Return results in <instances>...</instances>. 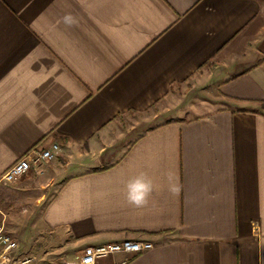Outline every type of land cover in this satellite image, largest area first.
Masks as SVG:
<instances>
[{
  "label": "crops",
  "instance_id": "0c3cea01",
  "mask_svg": "<svg viewBox=\"0 0 264 264\" xmlns=\"http://www.w3.org/2000/svg\"><path fill=\"white\" fill-rule=\"evenodd\" d=\"M52 143L3 196L39 210L12 236L154 244L97 264H264V0H0V176Z\"/></svg>",
  "mask_w": 264,
  "mask_h": 264
},
{
  "label": "built area",
  "instance_id": "2783aa9c",
  "mask_svg": "<svg viewBox=\"0 0 264 264\" xmlns=\"http://www.w3.org/2000/svg\"><path fill=\"white\" fill-rule=\"evenodd\" d=\"M61 150L58 143H52L48 148H32L20 158L2 175L0 181L11 184L34 170L43 173L46 164L55 158ZM151 241L125 239L118 242H110L101 245L86 246L77 259L70 260L66 264H97L116 252L137 254L143 250L153 248ZM36 258L30 254L22 253L18 241L8 232L4 220L0 221V264H34ZM126 260L118 263L124 264Z\"/></svg>",
  "mask_w": 264,
  "mask_h": 264
},
{
  "label": "rangeland",
  "instance_id": "374dc122",
  "mask_svg": "<svg viewBox=\"0 0 264 264\" xmlns=\"http://www.w3.org/2000/svg\"><path fill=\"white\" fill-rule=\"evenodd\" d=\"M186 90L182 89L180 94L184 95ZM11 193L13 191L10 189V184H4L0 191V220L4 219L9 233L18 219L33 215L32 212L35 210V212L39 211L36 208H29V203L26 201H23V204L6 201L3 196H10ZM48 199L47 197L46 200ZM36 226L37 224L27 221L22 228L28 236H13L18 241L22 253L30 254L36 258L34 264H66L70 260L77 259L79 252L68 243L69 240L60 238V236H41L32 231Z\"/></svg>",
  "mask_w": 264,
  "mask_h": 264
},
{
  "label": "clouds",
  "instance_id": "9594fccd",
  "mask_svg": "<svg viewBox=\"0 0 264 264\" xmlns=\"http://www.w3.org/2000/svg\"><path fill=\"white\" fill-rule=\"evenodd\" d=\"M63 23L71 27L76 23V20L71 14H68L63 17ZM125 187L127 202L134 207L146 206L149 202V197L154 191L153 181L145 172L138 173L126 183ZM171 191L175 192L177 189L173 187Z\"/></svg>",
  "mask_w": 264,
  "mask_h": 264
}]
</instances>
